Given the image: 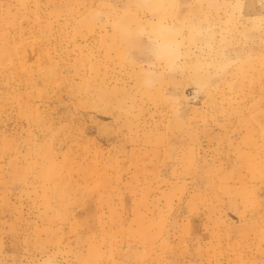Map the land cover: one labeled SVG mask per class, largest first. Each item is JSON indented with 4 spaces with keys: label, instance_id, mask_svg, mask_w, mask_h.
Returning a JSON list of instances; mask_svg holds the SVG:
<instances>
[{
    "label": "rangeland",
    "instance_id": "374dc122",
    "mask_svg": "<svg viewBox=\"0 0 264 264\" xmlns=\"http://www.w3.org/2000/svg\"><path fill=\"white\" fill-rule=\"evenodd\" d=\"M0 264H264V0H0Z\"/></svg>",
    "mask_w": 264,
    "mask_h": 264
}]
</instances>
